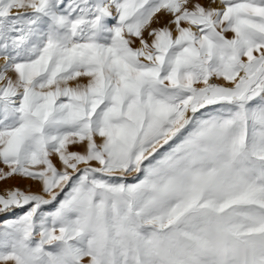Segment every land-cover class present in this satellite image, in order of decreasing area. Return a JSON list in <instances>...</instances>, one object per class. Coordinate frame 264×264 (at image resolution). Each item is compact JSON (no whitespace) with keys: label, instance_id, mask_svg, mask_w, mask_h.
<instances>
[{"label":"snow or ice","instance_id":"6c2138e0","mask_svg":"<svg viewBox=\"0 0 264 264\" xmlns=\"http://www.w3.org/2000/svg\"><path fill=\"white\" fill-rule=\"evenodd\" d=\"M0 165V264H264V0H0Z\"/></svg>","mask_w":264,"mask_h":264},{"label":"rangeland","instance_id":"374dc122","mask_svg":"<svg viewBox=\"0 0 264 264\" xmlns=\"http://www.w3.org/2000/svg\"><path fill=\"white\" fill-rule=\"evenodd\" d=\"M169 18L167 16L162 17V23L166 22ZM156 26V25H154ZM79 150V149H74ZM2 166V165H0ZM11 187H20L23 190L39 191V185L28 180H22L19 177H13L6 181L0 182V192Z\"/></svg>","mask_w":264,"mask_h":264}]
</instances>
